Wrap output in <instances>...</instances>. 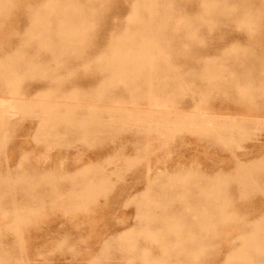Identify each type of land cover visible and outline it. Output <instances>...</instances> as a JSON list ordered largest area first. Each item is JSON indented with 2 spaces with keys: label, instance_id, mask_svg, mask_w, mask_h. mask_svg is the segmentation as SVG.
<instances>
[{
  "label": "rangeland",
  "instance_id": "1",
  "mask_svg": "<svg viewBox=\"0 0 264 264\" xmlns=\"http://www.w3.org/2000/svg\"><path fill=\"white\" fill-rule=\"evenodd\" d=\"M0 100V264H264V0H0Z\"/></svg>",
  "mask_w": 264,
  "mask_h": 264
},
{
  "label": "bare ground",
  "instance_id": "2",
  "mask_svg": "<svg viewBox=\"0 0 264 264\" xmlns=\"http://www.w3.org/2000/svg\"><path fill=\"white\" fill-rule=\"evenodd\" d=\"M9 102H10V100H9ZM11 104L12 103H14V102H10ZM18 103V102H17ZM11 104H8L7 103V100H0V106H1V111H2V107H5L6 109H7V107L6 106H8V105H11ZM13 105V104H12ZM11 105V106H12ZM9 107V106H8ZM5 108H3V110L4 111H2V112H5ZM13 108H14V105H13ZM7 111V110H6ZM7 113V112H6Z\"/></svg>",
  "mask_w": 264,
  "mask_h": 264
}]
</instances>
